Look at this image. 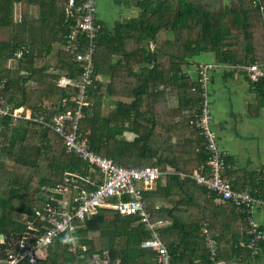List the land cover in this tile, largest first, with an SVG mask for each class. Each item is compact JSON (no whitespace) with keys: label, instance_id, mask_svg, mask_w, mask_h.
Here are the masks:
<instances>
[{"label":"trees","instance_id":"trees-1","mask_svg":"<svg viewBox=\"0 0 264 264\" xmlns=\"http://www.w3.org/2000/svg\"><path fill=\"white\" fill-rule=\"evenodd\" d=\"M66 2L0 0V84H4L0 95L10 110L23 107L32 116L18 121L0 117V235L4 236L0 258L8 242L25 229L26 221L36 217V209H42L52 195L62 196L53 191L55 185L66 183L72 173L87 174V164L67 153L62 137L38 120L44 117L49 122L64 108L60 101L77 90L71 87L67 94L59 85L62 76L75 78L81 71L75 52L61 48L70 23ZM17 4L21 6L19 20L14 18ZM135 5L140 14L115 21L113 28L98 20L95 74L106 73L110 80L95 78L88 89L84 120L91 127L83 136L92 149L119 164L154 165L160 170L173 167L178 174L168 175L172 190L195 188L204 193L209 204L199 223H182L174 217L171 227L162 231L173 264H210L201 231L205 222L216 234L218 260L227 248L247 259L258 250L248 247V233L242 239L233 238L219 226L220 221L235 228L246 225L247 231L245 214L236 213L233 202L200 188L190 176L195 170L205 174L210 170L204 136L194 123L201 107L200 93L193 89L196 83L187 68L197 56L213 53L215 63L234 66L226 71L229 76L245 75L259 105L264 106V79L252 81L238 68L264 62V0H136ZM23 45L29 52L15 58ZM53 53L56 63L49 71L43 61ZM107 96L120 98L109 112L103 110ZM223 175L236 178L231 180L237 191L264 193V179L246 181L231 169ZM157 190L145 191L147 202L160 194ZM174 228L187 234L179 232L174 237ZM75 235L80 245L75 251L60 236L47 247L40 263L95 264L94 255L99 253L104 264H158L157 252L141 246L149 231L136 215L122 217L113 209L101 208L78 225Z\"/></svg>","mask_w":264,"mask_h":264},{"label":"built area","instance_id":"built-area-1","mask_svg":"<svg viewBox=\"0 0 264 264\" xmlns=\"http://www.w3.org/2000/svg\"><path fill=\"white\" fill-rule=\"evenodd\" d=\"M65 15L70 23L64 48L75 52V60L80 64L81 71L75 78L62 77L59 85L66 88L67 94L71 87L77 90L60 101L64 108L56 111L49 122L44 117L38 120L62 137L67 153L77 155L87 164V174L72 173L66 183H59L52 188L55 194L62 196L52 195L42 209H36V217L28 219L25 229L8 242L0 264H41L40 260L45 257L47 247L60 236L65 237L71 244L70 250L75 251L80 246L75 235L78 225L101 208L113 209L122 217L138 216L149 231V237L142 241L141 246L157 252L158 264H173L168 246L161 237L162 222L152 220L144 196L146 190L154 187L162 171L151 165L119 164L113 158L92 149L88 139L83 136L81 123L85 118V108L89 105L88 89L94 85L96 78V38L101 29L97 1L68 0ZM28 52L29 47L23 45L15 51L14 57L20 59ZM225 67L228 66L212 61H200L196 65V85L193 89L200 93L201 107L194 114V123L205 139L210 174L195 171L190 176L198 184L233 202L237 213L245 214L250 236L248 247L258 249L264 243V228L256 222L254 211L263 206L264 202L249 191L235 190L230 180L223 175V171L230 165L213 127L211 85L214 73ZM238 68L245 71L252 81L264 79V62H252L239 65ZM3 87L4 84H0V91ZM4 116H11L14 121L21 117L32 119L30 111L23 107L10 110L0 95V117ZM203 233L210 264H219V243L208 223L204 224ZM1 242H4V238ZM94 263L104 264L105 260L96 253Z\"/></svg>","mask_w":264,"mask_h":264},{"label":"crops","instance_id":"crops-1","mask_svg":"<svg viewBox=\"0 0 264 264\" xmlns=\"http://www.w3.org/2000/svg\"><path fill=\"white\" fill-rule=\"evenodd\" d=\"M205 55L210 56V58L205 57ZM117 60L118 57L116 56L114 57L113 62H116ZM202 60L214 62L215 56L213 53H206L195 58L194 64H192L193 68L188 69V72L193 79L196 78V65ZM222 70L223 71L218 70L214 73L211 85V93L212 95L214 94L212 99L215 98V104L217 105V102H219L217 106L221 107V110L217 109L215 111L217 118H214L216 121L213 123V127L219 139L220 148L224 151L230 165L228 169L238 170L246 181H262L264 179V106L259 105L257 94L251 91V83L247 80L243 73L235 72L233 75L229 76V69ZM96 78H98V81L100 82H108L110 80V77L106 73H99ZM114 107H116V105H114ZM114 107L113 105H106V102H103V110L105 112H109L114 109ZM90 127V121L88 119L82 121L81 128L85 131V133L89 132ZM160 171H162V174L154 187L146 190L154 191L155 189H158L157 191H159L160 194L153 195L149 198L150 200L148 202L146 199L145 201L147 202L149 211L151 212L152 220L154 222H162L160 226L162 237V231L171 227L174 217L182 223H199L204 209H208L207 205L209 204V201L207 198L205 199V195L200 189L193 188L189 192H187L186 189L179 192L176 191L177 189L172 190L170 188L171 183L170 179H168V175L178 174L173 167L168 166L167 170ZM179 173L181 177H185L183 175L184 173ZM209 174L210 172L208 175ZM228 179L232 183L231 179L236 178L233 177ZM196 184L198 183L196 182ZM198 185L201 186L200 188L204 187L208 189L203 185ZM165 188H167L166 192L164 191ZM208 190L214 192L210 189ZM245 191L251 192L252 195L264 202V193L260 195L259 189H255L254 191ZM216 201L219 202L220 199H217ZM254 217L257 223L264 228V205L256 208L254 211ZM220 222V230L227 232L230 237L233 236V238L242 239L245 233H248L245 229L246 225L244 226L242 224L244 227L241 226L235 228L233 224L228 226L223 225L222 221ZM207 223L208 222H205L204 224ZM203 226L201 228L202 233ZM179 232H185V234H187V230L174 228L171 230V235L176 237ZM212 234L216 237V234ZM231 250L227 248L224 258L222 260H218L219 264H264V247L260 246L256 252H253L247 257V259L243 260Z\"/></svg>","mask_w":264,"mask_h":264},{"label":"rangeland","instance_id":"rangeland-1","mask_svg":"<svg viewBox=\"0 0 264 264\" xmlns=\"http://www.w3.org/2000/svg\"><path fill=\"white\" fill-rule=\"evenodd\" d=\"M135 3H136V0H97V15H98V18L99 20H101V22H104L106 23V25H108V27H112L113 28V25H114V22L117 21V20H126L130 17H135V16H138L140 14V9L138 10L135 6ZM18 5V6H17ZM16 5V8H15V20H19L20 19V16H21V6L19 4ZM59 47V46H58ZM61 47V46H60ZM59 47V48H60ZM64 49V46L61 47ZM58 49V48H57ZM205 57H209L210 56H206ZM202 59V58H201ZM56 61V53H53L51 54V56L48 58H45L43 63H45L46 65L48 64L49 65V71H53V67L55 65V62ZM194 61V60H193ZM202 61H205V60H202ZM194 64V63H193ZM190 68H193L192 66L191 67H188L187 69H190ZM226 70H232L233 68L228 66V69L225 68ZM219 71H223L222 69H219ZM214 96V94L212 95ZM54 100H56L57 98H53ZM120 98L118 97H114V96H107L104 98V102H106V105H116L117 101L119 100ZM51 100L49 99L47 101V103H50ZM219 104V102H217V105ZM216 104H215V98L212 99V111H213V119L217 118L216 117V113L215 111L217 109H220L221 110V107H218ZM214 119V121H216ZM213 121V123H214ZM6 164L8 166H11L12 162L10 161H7ZM256 220V219H255ZM257 222V221H256ZM4 238V237H3ZM2 238V239H3Z\"/></svg>","mask_w":264,"mask_h":264},{"label":"water","instance_id":"water-1","mask_svg":"<svg viewBox=\"0 0 264 264\" xmlns=\"http://www.w3.org/2000/svg\"><path fill=\"white\" fill-rule=\"evenodd\" d=\"M3 237H4V236L1 234V235H0V239H2Z\"/></svg>","mask_w":264,"mask_h":264}]
</instances>
